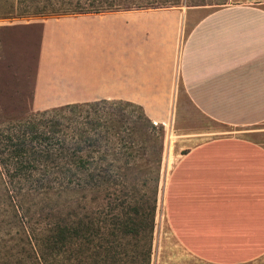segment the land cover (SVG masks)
<instances>
[{
	"label": "crops",
	"instance_id": "crops-1",
	"mask_svg": "<svg viewBox=\"0 0 264 264\" xmlns=\"http://www.w3.org/2000/svg\"><path fill=\"white\" fill-rule=\"evenodd\" d=\"M221 7L186 19L152 11L47 20L34 105L131 102L167 125L184 91L225 131L195 144L166 179L170 233L197 264H251L264 257V132L247 129L264 126V0ZM87 49L99 53L89 67ZM59 54L63 63L50 61Z\"/></svg>",
	"mask_w": 264,
	"mask_h": 264
},
{
	"label": "trees",
	"instance_id": "trees-1",
	"mask_svg": "<svg viewBox=\"0 0 264 264\" xmlns=\"http://www.w3.org/2000/svg\"><path fill=\"white\" fill-rule=\"evenodd\" d=\"M112 8L49 0L34 14ZM164 126L107 99L0 113V264H152Z\"/></svg>",
	"mask_w": 264,
	"mask_h": 264
},
{
	"label": "rangeland",
	"instance_id": "rangeland-1",
	"mask_svg": "<svg viewBox=\"0 0 264 264\" xmlns=\"http://www.w3.org/2000/svg\"><path fill=\"white\" fill-rule=\"evenodd\" d=\"M49 0H0V113L9 117L26 116L32 111H38L34 105V93L39 75V67L45 52L44 24L50 19L66 17L79 18L87 15H107L115 12H152L177 11L186 19L195 15L196 7L201 13H210L230 0H81L82 4H97L101 1L113 3V8L103 13H91L70 16H40L34 14L37 5H44ZM72 2L78 0H53ZM245 1V0H240ZM191 21V19L188 18ZM192 25V23L187 24ZM186 26V22H185ZM188 34L185 31L184 40ZM95 38V36H94ZM61 40L57 42V47ZM61 53V52H60ZM86 66L91 62L89 56L96 58L98 52L87 49L84 51ZM66 54L50 55V61L60 65ZM71 57V56H68ZM67 79L59 77V85ZM181 101L172 104L171 118L165 125V148L163 156L162 177L156 219V232L152 264H197L195 254L189 253L179 246L171 235L165 218L164 189L166 179L174 172L179 160L189 155L195 144L210 138L222 137L225 128L203 117L195 105L190 102L184 91L179 92ZM109 100V99H107ZM116 101V100H115ZM155 122V121H154ZM157 124H161L156 122ZM264 132V126L247 128ZM210 132L209 135L196 133ZM233 130V129H228ZM251 264H264V257Z\"/></svg>",
	"mask_w": 264,
	"mask_h": 264
}]
</instances>
